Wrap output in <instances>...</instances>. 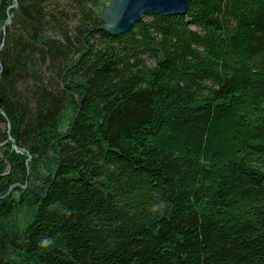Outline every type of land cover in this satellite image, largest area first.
Listing matches in <instances>:
<instances>
[{"label":"trees","instance_id":"16d2710c","mask_svg":"<svg viewBox=\"0 0 264 264\" xmlns=\"http://www.w3.org/2000/svg\"><path fill=\"white\" fill-rule=\"evenodd\" d=\"M109 2L0 0V264H264V0Z\"/></svg>","mask_w":264,"mask_h":264},{"label":"water","instance_id":"95a60500","mask_svg":"<svg viewBox=\"0 0 264 264\" xmlns=\"http://www.w3.org/2000/svg\"><path fill=\"white\" fill-rule=\"evenodd\" d=\"M189 7L190 0H110L102 8L101 16L104 23L101 28L110 34L119 35L131 30L144 16L183 15L187 14ZM16 186L20 185L13 184L8 193Z\"/></svg>","mask_w":264,"mask_h":264},{"label":"rangeland","instance_id":"374dc122","mask_svg":"<svg viewBox=\"0 0 264 264\" xmlns=\"http://www.w3.org/2000/svg\"><path fill=\"white\" fill-rule=\"evenodd\" d=\"M106 5H107V4H106ZM106 5H105V6H106ZM105 6H104V7H105ZM104 7H103V8H104ZM101 12H102V11H101ZM10 138H11V137H10ZM11 139H12V138H11ZM6 143H7V141H4V142H2V143L0 144V146H5ZM14 147H15V146H14ZM30 159H31V156H29V160H30ZM12 185H13V184H12ZM12 185H11V186H12ZM25 186H26V185H24V187H25ZM16 187H17V186H16ZM16 187H14L13 190H14ZM10 188H11V187H10ZM10 188H9V189H10ZM13 190H11V191H13ZM8 191H9V190H8ZM8 191H7L5 194H3V195L0 196V200L3 199L4 197L8 196V195L11 193V191H10L9 193H8ZM19 211H20V215H17V218L22 219V220H24L26 216H30V214H31V212H32V211H30V210L27 209V208H25V209H21V208H20Z\"/></svg>","mask_w":264,"mask_h":264},{"label":"clouds","instance_id":"9594fccd","mask_svg":"<svg viewBox=\"0 0 264 264\" xmlns=\"http://www.w3.org/2000/svg\"><path fill=\"white\" fill-rule=\"evenodd\" d=\"M45 243L47 244V243H49V241H45Z\"/></svg>","mask_w":264,"mask_h":264},{"label":"bare ground","instance_id":"6f19581e","mask_svg":"<svg viewBox=\"0 0 264 264\" xmlns=\"http://www.w3.org/2000/svg\"><path fill=\"white\" fill-rule=\"evenodd\" d=\"M6 126V125H5Z\"/></svg>","mask_w":264,"mask_h":264}]
</instances>
